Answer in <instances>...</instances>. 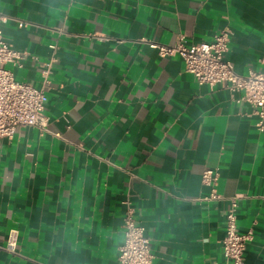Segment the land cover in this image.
Listing matches in <instances>:
<instances>
[{"label": "crops", "instance_id": "obj_1", "mask_svg": "<svg viewBox=\"0 0 264 264\" xmlns=\"http://www.w3.org/2000/svg\"><path fill=\"white\" fill-rule=\"evenodd\" d=\"M0 11L4 40L28 53L6 65L15 78L39 87L51 65L47 129L0 142V244L18 231V253L0 250V264H117L127 206L151 264H223L231 196L238 230L253 231L242 264H264V132L252 107L145 42H208L227 26L234 71L262 70L264 0H0ZM206 168L223 199H200Z\"/></svg>", "mask_w": 264, "mask_h": 264}, {"label": "built area", "instance_id": "obj_2", "mask_svg": "<svg viewBox=\"0 0 264 264\" xmlns=\"http://www.w3.org/2000/svg\"><path fill=\"white\" fill-rule=\"evenodd\" d=\"M8 17L0 11V142L3 138H11L19 127H36L46 130L48 117L44 114L46 102L45 91L49 84L50 63L41 69V86L36 87L29 82L17 80L14 73L6 65L19 67L28 57V53L11 47L3 38L2 24ZM21 24V23H19ZM62 30L59 29V32ZM104 40L105 36H97ZM180 37L173 44H163L145 40L155 48L160 57L179 56L183 59L185 70L191 73L199 84L210 87L221 84L231 92H241L237 102H246L252 107L256 116L255 128L264 132V69L250 70L245 75L234 71L231 61L225 58L229 48L230 29L222 26L208 42L187 44ZM35 60V57H33ZM264 63V58L261 59ZM201 183L209 187V193L201 200H220L223 195L217 192L218 173L215 169L206 168L201 174ZM225 211V229L221 251L223 264H242L244 251L253 231L240 232L237 227L238 197L227 198ZM18 231L10 229L0 250L11 254L18 253ZM153 253L145 228L134 218V210L127 206L123 215V240L118 248L117 264H151Z\"/></svg>", "mask_w": 264, "mask_h": 264}]
</instances>
